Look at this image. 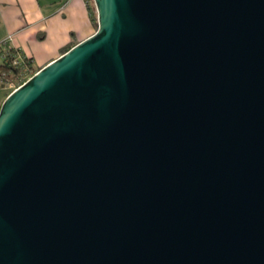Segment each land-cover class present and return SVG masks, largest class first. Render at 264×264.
I'll use <instances>...</instances> for the list:
<instances>
[{
	"label": "water",
	"instance_id": "95a60500",
	"mask_svg": "<svg viewBox=\"0 0 264 264\" xmlns=\"http://www.w3.org/2000/svg\"><path fill=\"white\" fill-rule=\"evenodd\" d=\"M92 1L0 106V264H264V0Z\"/></svg>",
	"mask_w": 264,
	"mask_h": 264
},
{
	"label": "crops",
	"instance_id": "0c3cea01",
	"mask_svg": "<svg viewBox=\"0 0 264 264\" xmlns=\"http://www.w3.org/2000/svg\"><path fill=\"white\" fill-rule=\"evenodd\" d=\"M88 0H0V64L6 48L38 71L95 32Z\"/></svg>",
	"mask_w": 264,
	"mask_h": 264
},
{
	"label": "built area",
	"instance_id": "2783aa9c",
	"mask_svg": "<svg viewBox=\"0 0 264 264\" xmlns=\"http://www.w3.org/2000/svg\"><path fill=\"white\" fill-rule=\"evenodd\" d=\"M24 58L25 57L18 51L17 57H15L11 63L15 69H18L16 74L9 72L6 75L5 73L0 72V91L5 90V88L14 91L25 82L24 79H28L27 76L32 75L31 71L28 70V66L24 64ZM16 83L20 84L15 87Z\"/></svg>",
	"mask_w": 264,
	"mask_h": 264
},
{
	"label": "trees",
	"instance_id": "16d2710c",
	"mask_svg": "<svg viewBox=\"0 0 264 264\" xmlns=\"http://www.w3.org/2000/svg\"><path fill=\"white\" fill-rule=\"evenodd\" d=\"M91 14V18L93 20L94 23V28L97 27L96 22H95V18L92 14V11L90 12ZM15 49H11V48H6L3 52H2V62L0 64V72L5 73L6 75L10 72V73H14L16 74L18 72V69H15L11 63L13 62V60L15 59V57H17L18 52L14 51ZM66 52V51H65ZM24 64L26 66H28V70L31 71L32 75L34 73H36L37 71H35L31 65V60L28 58H24ZM31 75V76H32ZM26 80V79H25Z\"/></svg>",
	"mask_w": 264,
	"mask_h": 264
},
{
	"label": "rangeland",
	"instance_id": "374dc122",
	"mask_svg": "<svg viewBox=\"0 0 264 264\" xmlns=\"http://www.w3.org/2000/svg\"><path fill=\"white\" fill-rule=\"evenodd\" d=\"M88 3H89V6L91 7V11H92V14L95 18V22H96V13H95V10H94V5H93V1L92 0H88ZM95 30H96V27H95ZM32 74V73H31ZM31 75L27 76V78H29ZM25 80V79H24ZM27 80V79H26ZM25 80V81H26ZM20 84V83H19ZM18 83L15 84V87L19 85ZM12 92L11 89H8V88H5V90H2L0 91V106L3 102V100Z\"/></svg>",
	"mask_w": 264,
	"mask_h": 264
}]
</instances>
